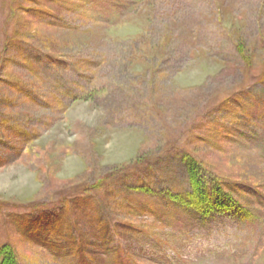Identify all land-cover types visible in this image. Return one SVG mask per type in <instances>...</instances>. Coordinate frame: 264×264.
Instances as JSON below:
<instances>
[{
    "label": "rangeland",
    "instance_id": "1",
    "mask_svg": "<svg viewBox=\"0 0 264 264\" xmlns=\"http://www.w3.org/2000/svg\"><path fill=\"white\" fill-rule=\"evenodd\" d=\"M0 56L15 264H264V0H0ZM190 159L250 217L169 205Z\"/></svg>",
    "mask_w": 264,
    "mask_h": 264
},
{
    "label": "trees",
    "instance_id": "2",
    "mask_svg": "<svg viewBox=\"0 0 264 264\" xmlns=\"http://www.w3.org/2000/svg\"><path fill=\"white\" fill-rule=\"evenodd\" d=\"M8 3L14 6L15 0H6ZM14 1V2H13ZM8 43H6V47ZM5 50L6 48L3 47ZM4 51V50H3ZM0 61L3 62V57L0 56ZM0 62V63H1ZM222 102L216 105L219 106ZM196 163V164H195ZM186 172L188 175L187 180V189L185 192L176 190V197L170 196L168 191L163 193L166 194L165 199L168 201L169 205L176 206L186 213L187 215L195 216L199 221L205 222L208 221L212 214H240L243 215V218L250 217L243 210L241 204L236 201H233L232 196L228 190V184L225 185L224 178L218 176H205L202 175V167L200 163L196 160H188L186 163ZM204 177L202 179V177ZM221 178V179H220ZM99 185V182H98ZM250 215V214H249ZM7 260L8 264H15L12 261L11 252L5 248H0V259ZM4 262V261H3ZM4 262V263H6Z\"/></svg>",
    "mask_w": 264,
    "mask_h": 264
}]
</instances>
